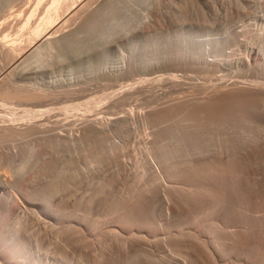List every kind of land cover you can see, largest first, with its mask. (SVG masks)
Here are the masks:
<instances>
[{
    "label": "rangeland",
    "instance_id": "obj_1",
    "mask_svg": "<svg viewBox=\"0 0 264 264\" xmlns=\"http://www.w3.org/2000/svg\"><path fill=\"white\" fill-rule=\"evenodd\" d=\"M49 1L0 0V114L41 123L0 137L22 174L20 205L9 208L1 189L12 172L1 170L0 223L28 241L25 261L10 263L264 264V235L233 244L238 229L264 232V97L235 94L212 148L211 126L190 109L220 86L264 92V0H61L47 21ZM51 24L53 42L30 54ZM196 153L226 163L210 210L189 204ZM195 235L207 243L200 258L180 246Z\"/></svg>",
    "mask_w": 264,
    "mask_h": 264
},
{
    "label": "bare ground",
    "instance_id": "obj_2",
    "mask_svg": "<svg viewBox=\"0 0 264 264\" xmlns=\"http://www.w3.org/2000/svg\"><path fill=\"white\" fill-rule=\"evenodd\" d=\"M44 1V0H43ZM49 1V0H48ZM59 1L61 0H50L49 2H51L50 6L51 8H53V11L51 13L50 11V16L48 17L47 21H50L54 16H58V11H59ZM69 1V0H68ZM74 1V0H72ZM79 1V0H78ZM42 2V1H41ZM80 2V1H79ZM65 3V1H64ZM77 4V2H76ZM75 4V6H76ZM68 7V5H67ZM74 6H72L73 8ZM78 7V6H77ZM64 8V7H63ZM69 8V7H68ZM67 8V9H68ZM72 8H70L69 10H71ZM61 9V8H60ZM68 10V11H69ZM70 12V11H69ZM76 12V11H75ZM62 25V24H61ZM60 26V25H58ZM40 29L37 28L36 32H39ZM58 31V27H56V24L54 25H49V27H47L44 32H43V37L42 38H36L33 43V45L31 46V51L30 54H32L33 52L39 51L41 48H43L44 45L50 44L53 42V38L56 36V33ZM40 34V33H38ZM5 49L8 50L9 52H13L15 55L17 54V48L16 47H12V46H7L5 45ZM81 49V48H80ZM79 49V50H80ZM23 56L24 55H17L15 57V59L12 61L13 66H18L20 63H23ZM248 58V57H247ZM250 59V57L248 58V60ZM251 61V60H250ZM221 78V77H219ZM259 80V79H258ZM255 81V80H254ZM257 81V80H256ZM244 82V81H243ZM251 82V81H250ZM260 84V83H259ZM227 86V85H226ZM226 86H220L218 89H216L215 92H210L207 97H205V99L201 102L202 105H195L192 106L190 105V109L191 110H198L199 112V117H197V119L199 118V123L202 121L203 123H206L204 126V129L206 127V130L208 131L209 127H210V133L207 132V134H209L208 136V143L207 146L211 147L214 146V143L216 142V140H219L221 134H222V124H220L218 127L216 126V124L218 123H222V118H221V114L222 113V109L225 108H229L234 100V96L235 94H238L241 97V100H252L254 99V97L258 98V96L264 97V92L262 90H257L255 87H252L248 84H242V85H236L235 88L233 87V85L231 87H226ZM260 86V85H259ZM262 87V86H261ZM133 88V87H132ZM237 90V91H234ZM262 89V88H261ZM264 89V88H263ZM215 90V88H214ZM10 92V90H8ZM26 91V90H25ZM29 91V90H28ZM24 94L27 96H30L31 94ZM6 93V92H5ZM8 93V92H7ZM6 93V94H7ZM31 93V92H29ZM35 94V93H33ZM41 94V93H40ZM33 96V95H32ZM187 97V96H186ZM202 99V98H201ZM236 99V98H235ZM264 99V98H263ZM194 100V99H192ZM190 101L193 102V101ZM240 100V101H241ZM184 101V99L182 100ZM187 101V100H186ZM184 101V102H186ZM189 101V100H188ZM187 101V102H188ZM239 101V102H240ZM258 101V100H257ZM264 101V100H263ZM183 102V103H184ZM182 103V102H181ZM198 103V101H197ZM237 103V102H236ZM244 103V102H242ZM248 103V102H247ZM246 103V104H247ZM250 103V102H249ZM248 103V104H249ZM235 104V103H234ZM240 104V103H239ZM4 103L1 104L0 103V107H4ZM182 106H184L185 104H181ZM187 105V104H186ZM236 106V104H235ZM239 106V105H238ZM199 107V108H197ZM5 108V107H4ZM3 108V110H4ZM189 107H187L186 109L188 110ZM193 108V109H192ZM242 108V107H241ZM246 109V108H245ZM29 111V109H27ZM26 110V111H27ZM31 110V109H30ZM233 110H236L235 108ZM239 110V109H237ZM251 110V109H250ZM11 111V110H10ZM45 111V110H44ZM47 111V110H46ZM45 111V113H46ZM190 111V110H189ZM3 112V111H2ZM188 112V111H187ZM197 112V111H195ZM194 112V113H195ZM14 113V112H13ZM27 113V112H26ZM36 113V112H35ZM44 113V112H43ZM42 113V115H43ZM237 113V112H236ZM5 114V113H4ZM16 114V113H15ZM15 114H10L11 116H5V115H1L0 114V137H8V136H16V134H23L26 132H29L30 130L36 128L37 126H39V117L36 116V114H34L33 112L31 113H27V115L25 116H17ZM18 114V113H17ZM198 114V113H197ZM20 115V114H19ZM41 115V116H42ZM46 115V114H45ZM44 115V116H45ZM259 115V114H258ZM185 115L183 114V117ZM198 116V115H197ZM187 117V116H186ZM189 117V116H188ZM41 119V118H40ZM162 121V120H161ZM193 121V120H191ZM164 122V121H163ZM198 122V120H197ZM201 122V125L203 126L204 124ZM194 123V122H193ZM196 123L195 126H198L200 124ZM208 124L210 125L208 127ZM193 125V124H192ZM199 126L200 128L202 126ZM208 127V128H207ZM189 128V127H188ZM196 127H194L195 129ZM198 128V127H197ZM196 128V129H197ZM203 128V127H202ZM195 129V130H196ZM203 130V129H202ZM198 130H196V134ZM201 131V129H200ZM205 131V130H204ZM191 132V131H190ZM193 132V133H194ZM205 132V133H206ZM199 134V133H198ZM223 135V134H222ZM247 135V134H246ZM189 136V135H188ZM259 136V134H258ZM197 137V136H196ZM205 137V136H204ZM222 137V136H221ZM247 137V136H246ZM261 137V136H260ZM187 138V137H186ZM190 138V137H189ZM207 138V137H206ZM253 138V137H252ZM255 138V137H254ZM222 139V138H221ZM247 139V138H245ZM257 139V138H256ZM262 139V138H261ZM254 140V139H252ZM188 141V140H187ZM246 141V140H245ZM256 141V140H255ZM260 141V139H259ZM257 140V142H259ZM264 141V140H263ZM262 141V142H263ZM197 142V141H196ZM242 142V141H241ZM240 142V143H241ZM253 142V141H252ZM188 143V142H187ZM195 143V142H194ZM193 143V144H194ZM224 143V142H223ZM229 143V142H228ZM247 143V142H246ZM260 143V142H259ZM264 143V142H263ZM192 144V143H191ZM199 144V143H198ZM256 144V143H253ZM205 145V144H204ZM257 145V144H256ZM264 145V144H263ZM193 146V145H192ZM240 146V145H239ZM219 147V146H218ZM227 147V146H225ZM224 147V149H225ZM184 148V147H183ZM212 148V147H211ZM231 148V147H230ZM262 148V147H261ZM187 149V148H186ZM227 149V148H226ZM225 149V150H226ZM194 150V149H192ZM214 150V149H213ZM232 150V149H231ZM210 151V150H208ZM217 151V150H216ZM228 151V150H227ZM230 151V150H229ZM234 151V150H233ZM219 152V151H218ZM184 153V152H183ZM227 153V152H226ZM11 154V153H10ZM15 154V153H14ZM186 154V153H185ZM197 154V153H196ZM195 154V155H196ZM16 155V154H15ZM183 155V154H182ZM181 155V156H182ZM191 155V154H190ZM217 155V154H216ZM238 155V154H237ZM179 156V155H177ZM221 157V155H218ZM224 156V155H223ZM9 155L8 153H6L3 150H0V180H2V175H4L1 170L4 169H10L12 174V179H9V181H5L2 180L5 184L10 183L12 185L11 188H8V186H6L5 188L3 187L1 190H5L3 196H5L9 201V204L7 206H9V208H16L18 207V204L20 205L19 202V188H20V170L17 168H11V164H10V160H9ZM168 157V156H167ZM195 157V156H194ZM220 157H209L206 158V156H202L200 154H197L194 159V171H193V181H195L194 183V190L190 193L189 196V204L190 206H192V208H196L198 210H210L214 204V198L213 196L219 195V193L221 192V182L220 178H219V170L223 167L224 165H226L225 161H223L222 159H218ZM12 158V157H11ZM16 158V157H14ZM158 158V157H157ZM179 158V157H178ZM13 159V158H12ZM226 159V158H224ZM17 160V159H16ZM243 160V159H242ZM260 161V160H259ZM182 162V161H181ZM190 162V161H189ZM192 162V161H191ZM180 163V162H179ZM183 163V162H182ZM181 163V164H182ZM261 163V162H260ZM264 163V162H263ZM167 164V161H166ZM174 164V163H173ZM185 164V163H183ZM15 165V164H14ZM254 165V164H253ZM257 165V164H256ZM173 166V165H172ZM240 170L244 173H248V172H252V164H250V162L248 163V161H242L240 164H238ZM237 166V167H238ZM153 167L157 168L154 164ZM225 167V166H224ZM151 168V167H150ZM154 168V169H155ZM179 168V167H178ZM238 168V169H239ZM158 169V168H157ZM19 170V171H18ZM238 170V171H240ZM154 174V173H153ZM191 174V173H190ZM221 174H223L221 172ZM220 174V175H221ZM22 175V174H21ZM191 176V177H192ZM256 176V175H255ZM222 178H224L223 175H221ZM9 178V177H8ZM163 178V177H162ZM259 178V176H258ZM6 179V178H5ZM161 179V178H159ZM25 180V179H24ZM223 180V179H222ZM225 180V179H224ZM164 182V181H163ZM166 183V182H165ZM193 183V182H192ZM225 183V182H224ZM170 184V183H169ZM226 184V183H225ZM168 185V184H167ZM169 186V185H168ZM162 187V186H161ZM165 189V188H164ZM189 189V188H188ZM169 190V189H168ZM173 191V190H172ZM175 191V190H174ZM2 193V192H1ZM0 193V194H1ZM172 194V193H171ZM177 194V192L175 193ZM223 194V193H221ZM215 195V196H216ZM2 196V195H0ZM167 196V195H166ZM178 196V194H177ZM224 196V195H223ZM227 196V195H226ZM171 197V196H170ZM180 197V196H179ZM188 197V196H187ZM217 197V196H216ZM132 198V197H131ZM167 198V197H166ZM182 198V197H181ZM217 200V198H216ZM225 202V201H224ZM169 203V202H168ZM167 206V205H166ZM168 207V206H167ZM8 208V209H9ZM122 209V208H121ZM60 210V209H59ZM57 211V210H56ZM132 211L134 212V216L135 219H143V213L140 210V208H133ZM125 214V213H124ZM253 218V217H252ZM4 221V219H3ZM3 221L0 223V228L1 230L3 229L4 234H3V238H5L8 242L6 245H4L1 249L4 253V257H0V264H11V261H15V262H24L25 261V249L27 248V242L28 241H23V245L21 246V239H22V235L18 229L19 226H14V228L12 230H5V224L3 225ZM255 221V220H253ZM252 221V222H253ZM220 224V223H219ZM257 224V223H255ZM254 225V223L252 224ZM258 226V224L256 225ZM259 227H255V226H249L245 229H238L235 234H234V240H233V244H237L240 242L242 243V241H251V242H255V243H259L261 244L262 240V236L264 235L262 229H258ZM264 230V229H263ZM186 231V230H185ZM231 231V230H230ZM119 232V231H118ZM135 233V232H134ZM195 233V232H194ZM233 233V232H232ZM143 234V233H142ZM145 234V233H144ZM130 236V235H129ZM142 236V235H141ZM139 237V236H138ZM167 237V236H166ZM179 237V236H178ZM183 237V236H182ZM163 239V238H162ZM204 238H200L199 235H195V237H191V238H184L182 239V244L180 246H182L181 248H183V251L186 253L187 257H192V258H197L199 256V258L201 257V255H206L207 253V249L205 247V241L203 240ZM206 239V238H205ZM177 240V239H176ZM180 240V238H179ZM207 240V239H206ZM127 241V240H126ZM139 241V240H138ZM226 242V241H225ZM171 243V242H170ZM220 246L223 245V243L220 241L218 242ZM167 244V243H166ZM258 244V245H259ZM263 244V242H262ZM126 245V244H125ZM172 245V243H171ZM175 245V244H174ZM238 245V244H237ZM263 246V245H260ZM124 247V246H123ZM178 247V246H177ZM208 247V246H207ZM264 247V246H263ZM127 248V247H126ZM146 249V248H145ZM119 250V249H118ZM148 250V249H147ZM172 253H174V251H172ZM110 254V253H109ZM180 254V253H179ZM208 254V253H207ZM184 256V254H182ZM178 256V255H177ZM181 256V255H180ZM207 257V256H206ZM182 258V257H181ZM185 258V257H184ZM204 258V257H203ZM188 259V258H187ZM181 264V263H180ZM186 264V263H185ZM205 264V263H204Z\"/></svg>",
    "mask_w": 264,
    "mask_h": 264
}]
</instances>
